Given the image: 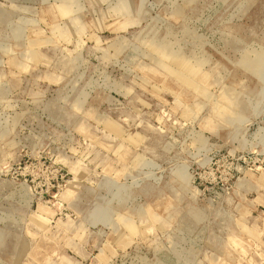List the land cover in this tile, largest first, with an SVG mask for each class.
<instances>
[{"label":"rangeland","instance_id":"1","mask_svg":"<svg viewBox=\"0 0 264 264\" xmlns=\"http://www.w3.org/2000/svg\"><path fill=\"white\" fill-rule=\"evenodd\" d=\"M0 264H264V0H0Z\"/></svg>","mask_w":264,"mask_h":264}]
</instances>
